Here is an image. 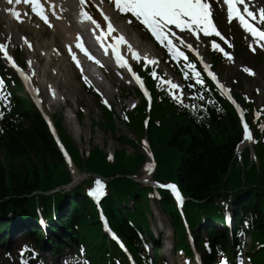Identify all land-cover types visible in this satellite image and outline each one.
<instances>
[{"label":"trees","instance_id":"1","mask_svg":"<svg viewBox=\"0 0 264 264\" xmlns=\"http://www.w3.org/2000/svg\"><path fill=\"white\" fill-rule=\"evenodd\" d=\"M186 90L193 95L188 107L171 105L170 101H165L164 92H154L147 130L142 124L146 118L144 103L133 113L126 114L128 126L138 137L146 134L156 162L154 178L159 182H176L188 197L194 200L206 197L211 203L215 200L223 202L226 189L243 184L257 187V194L244 197L237 207L242 209L246 205L250 231L258 242L264 244V145L258 133L253 135L257 165L249 163V152L245 151L243 168H240L235 154L242 140V129L233 109L205 82L203 86L186 82ZM200 95L203 100L197 98ZM192 105H196L195 110ZM65 146L82 170L114 178L109 185L112 192L122 194L126 189L136 188L126 177L134 176L144 163L145 159L138 151L132 155L117 151L113 160L107 161V156L97 148L81 158L70 141L65 140ZM59 171L60 175L57 174ZM69 180L59 151L37 118L15 109L8 118L0 121V211H3L4 199L16 197L21 199V207L24 204L39 206L43 213L50 215V198L25 196L33 191L51 190ZM76 205V208H68L62 213L57 221L68 230L78 229V224L87 228L92 221L89 205ZM21 207H16L17 212L22 210ZM106 212L114 222V212ZM172 212L168 207V214L172 215ZM119 222L133 237L128 222L125 219ZM6 227L8 223L0 221V230Z\"/></svg>","mask_w":264,"mask_h":264},{"label":"rangeland","instance_id":"2","mask_svg":"<svg viewBox=\"0 0 264 264\" xmlns=\"http://www.w3.org/2000/svg\"><path fill=\"white\" fill-rule=\"evenodd\" d=\"M118 23L119 31L121 33H127L130 37L129 40L125 39L127 43H121L128 52V46L132 45L133 48L138 47L141 50L142 55H150L151 57L156 56V58L158 57V53L153 51L150 46L143 40V38H138L136 34H134V30L132 27L127 26L120 20H118ZM220 26L222 32L225 34V39L223 41L215 43L218 44L219 48H222L224 52L229 53L231 59L224 55L221 59V64L218 66L215 72L219 76L220 81L224 82L226 87L230 89L232 96H234L235 94H240L245 103L252 102L254 104V118L260 124H264V97L261 96V90L264 89V58L259 59L256 57V55H253L252 51L248 49V45L247 43H245L243 37L239 36L237 34L238 32L234 31L233 27H229L226 24H222ZM188 42L192 46L195 45V40L193 38L189 39ZM211 43L213 44V42ZM177 45L181 46L183 49H186V46L181 45L179 42L177 43ZM198 46L204 53V55L208 58L210 52V50L208 49V42H206L205 40H201L198 43ZM130 56H132V54H130ZM181 57L184 58V56ZM228 60H230V62H228ZM78 61L81 62V59L78 58ZM245 68L250 69L252 72H254V74L251 76L250 72L244 71ZM89 70L91 74L96 77L97 81L101 82L102 79L105 80H103V87H105L106 92L108 90L109 94H104L103 100L101 98V102L105 104L104 102L107 101V105L109 107L113 106V111L116 113L113 118L115 122H112V130L100 125L101 117L99 111L93 105L90 97H88L82 91L80 83L75 80L77 76H75L74 78V75L70 76V82L73 84L77 94L81 95V103L76 104L74 100H70V105L75 107L76 111H71L69 109V103H67L66 106L61 104V108L59 111L51 113L53 116V121L55 122L56 119H59L61 121L67 138L69 139V141L75 144L76 148L82 153H87L95 147L103 152V154H107L109 156H112L117 151H124L126 154H133L138 151L141 154L139 148L136 146L137 143L135 142V137L131 133H129L123 125L121 121L122 116L117 106L118 104H121L128 109L131 108V106L135 104L134 98L132 96V91L128 90V88L123 83H120V87L116 89L117 85L111 84V82L100 76L99 73L92 70V68H89ZM154 70L159 75L162 82L171 81L178 86L176 89L171 90L172 92L182 94L179 84L172 76H170L168 72L162 69V66ZM121 94L125 95V97L123 98ZM245 103L239 102V105L243 109H245ZM66 119L70 120L74 129L80 131V134L75 135L71 131H68L66 126L67 123L65 122ZM126 136L128 139H131L133 141V144H123L128 140ZM142 151L144 153H147L145 144L142 147ZM71 166H68V169L70 173H72L73 182L70 186H66L61 191L71 190L75 186H80L82 184V181L85 182L87 178L89 179L88 176L81 174L77 169H75V167ZM57 174L60 175V171L57 172ZM151 205L152 208L155 207L157 209L156 210L154 208V219L156 220V222H158V225L160 224L164 226L165 222L163 221V216L159 208L152 202ZM156 214L160 215V220L158 217H156ZM152 224H154V222ZM23 235L24 234L18 236V240L20 241L21 246L17 248L16 251H13L10 257L5 258L4 254L6 251H0V264H19L17 258L19 256L20 250L24 248V246L28 243L27 236ZM248 244L249 241L244 239V251L247 250ZM72 248L73 247L71 246L70 249ZM242 257L243 254L240 258L242 259ZM242 264L247 263L245 261H242Z\"/></svg>","mask_w":264,"mask_h":264},{"label":"snow or ice","instance_id":"3","mask_svg":"<svg viewBox=\"0 0 264 264\" xmlns=\"http://www.w3.org/2000/svg\"><path fill=\"white\" fill-rule=\"evenodd\" d=\"M22 0H8L9 4L13 3H21ZM25 3H31L33 5L32 12L36 13L42 19L45 23L50 25V22L48 20L47 15H45L43 7H38L39 0H23ZM216 3H221L222 5H227V18L229 22H232L233 19H238L240 25L251 34L253 38L257 42L264 41V30H261V28L257 27L255 24L250 23L248 19L245 18V14L247 17L251 18L252 20L257 19L256 13L250 9V7L247 4V0H215ZM81 3H84V0H81ZM115 8L121 13V14H130L131 17H134L136 21L141 23L145 26L146 30H148L151 35L155 38L157 42H159L162 46H165L169 52L174 58L182 56L183 53L179 52L174 44L173 40L170 39V36H174L175 33L172 32L170 26H175L176 29H179L181 32H184L187 30L189 34H197L199 32H203L204 35H215V36H221V32L218 30L216 23L214 22V12L212 11L214 5L213 0H114ZM240 5H244L243 11L240 10ZM9 12L17 19L20 20L21 14L18 11H14L11 8L9 9ZM86 13H82V16H86ZM88 19H92L90 16H88ZM105 21H108L107 23V32L110 34L112 31H114L113 25L111 24L109 18L107 16H104ZM259 19L264 22V8L259 9ZM94 24H96L95 20H92ZM128 23H132V20L129 19ZM97 27H101V25L97 24ZM101 35H104L102 32ZM79 40V36L77 37ZM101 37L98 36L97 40H100ZM115 43L112 44V52L113 55L116 57V62L121 67H124L127 65V61L124 60V58L121 56L118 47L121 43H127L123 36L114 38ZM31 46V45H29ZM187 47H192L190 44H186ZM213 49H219L220 51H224L222 48H219V45L216 44L213 41ZM261 47H264V44H260ZM77 48H79L86 56H88L89 59H94V57L91 56V54L88 52V50L83 46L82 43H77ZM250 47H252L250 45ZM128 50L132 51L133 57L135 59H140L139 56L131 49V46H128ZM253 51H255V48H252ZM0 51H3L4 57L12 63L13 67L17 68V71L20 72L21 76L28 80L29 77L24 74V71L20 69L16 62L13 60L12 56L9 55L7 51V46L4 44H0ZM69 51H71V48H69ZM107 52V49H105ZM224 55L229 57L231 59L229 53L224 52ZM73 60H76V56L73 55ZM77 65L79 66V61L77 60ZM98 62V61H97ZM148 63L155 64L157 63L156 60H148ZM189 68H193L194 66L188 65ZM209 65H205V69H209ZM129 70H131L129 68ZM244 71L250 72L251 74H254L251 72L250 69L245 68ZM134 78L136 79L137 83L140 84L141 88L144 90L145 95H148V91L145 88L144 82L141 80V78L135 73H132ZM153 78H157V73L153 71L151 73ZM193 75L196 77L197 83L203 85L204 81L201 79L200 74L198 72L193 71ZM208 75L211 77L213 81L216 82L217 86L220 88L221 92L224 93L229 100L232 99L230 95V89L226 88L223 84H221L217 78V75L211 71H208ZM185 76H187V73H185ZM86 80V78H85ZM162 83L168 84L169 92L171 93V90L176 89L178 86L171 81H163ZM3 86V81L0 80V88ZM157 87H161V84H158ZM191 87V86H190ZM10 95V94H8ZM173 99L177 100V102H180L182 104V99L180 96H176L174 93H172ZM200 100H203V95H200L197 97ZM0 101H5L6 103H10L7 101V96L0 94ZM209 103H214V101L209 100ZM234 102V101H233ZM107 103V101H105ZM185 107H188V105H183ZM193 110H195L196 105L191 106ZM237 108L239 109V105H237ZM242 115V113H241ZM3 116V113L0 112V117ZM127 118V117H125ZM242 124L244 128V140L248 141L252 139L251 130L249 128V125L247 122L243 121ZM261 131H264V124L260 125ZM67 156V153H65ZM112 157L109 156V159ZM68 163L71 164V160H68ZM152 164H148L146 166V170L152 169ZM95 189L90 190V195L93 196H102L104 195V185L103 182L99 179L95 181ZM159 187L169 188L172 190V192L175 194L178 201L182 202V197L179 193V190L176 185L174 184H166V185H158ZM26 252H29V249L27 246H25L21 250V264H27L26 261H24L23 257ZM221 264H227L226 261H222Z\"/></svg>","mask_w":264,"mask_h":264},{"label":"bare ground","instance_id":"4","mask_svg":"<svg viewBox=\"0 0 264 264\" xmlns=\"http://www.w3.org/2000/svg\"><path fill=\"white\" fill-rule=\"evenodd\" d=\"M47 1L49 4L45 6L44 13L47 15L51 26L42 19H38L35 15H32L24 6L23 2L19 4H9L8 0H0V26L5 42L9 46H19L25 51V54H31L32 58H30V60L33 62L34 66L29 67L26 72L32 76V86L34 85L39 105H41L45 113L50 114L51 112L59 111L61 104L66 105L70 100H74L76 104L81 103V95L77 94L73 84L70 82V76H75L76 72H80L71 55V53L77 54L79 52V49L76 47L78 40L77 35L71 28L73 25L68 23L69 26L60 10L54 7V4H51L55 1ZM59 4L64 3L59 2ZM10 8L21 14L20 20H17L9 12ZM9 28H11L10 31ZM80 36L85 41L89 40L86 30H82ZM69 48H71V51H69ZM95 54L96 57L93 56L94 59L86 58L83 64L82 62L79 63V68L83 71L86 67L91 68L92 66V70H96L101 75L104 74L103 70L108 73L109 70L107 68L105 69L103 65L104 59L98 56L97 53ZM157 64L159 65V63ZM152 65H156V63ZM85 78L87 82L91 83V86L97 93L101 95L105 93L106 95L109 94L108 90L106 92V90L99 85L97 79H93L91 72L87 71V74L84 76V79ZM263 90H261L262 97H264ZM68 106L71 111H76V108L71 106L70 103ZM26 113L30 112L26 111ZM66 123L69 132L71 131L75 135L80 134V131L74 129L70 120L66 119ZM247 143L248 141H245L240 146V149ZM146 176L148 177L149 174L147 173ZM76 201H79V198H74L71 203ZM10 238H15V244L20 245V243L17 242L16 235L14 236V234H12ZM55 242L56 241H54V243ZM166 243L168 245L169 241H166ZM10 245L11 243H0L2 247H9ZM163 247L164 246L161 245L160 249ZM47 248L50 247L47 246L46 249ZM54 248L55 245H51L48 251L54 253ZM68 248L69 245H66L65 249L67 251ZM167 248L169 249V247ZM11 251H14L12 247ZM56 261H58L57 258H55V264Z\"/></svg>","mask_w":264,"mask_h":264},{"label":"water","instance_id":"5","mask_svg":"<svg viewBox=\"0 0 264 264\" xmlns=\"http://www.w3.org/2000/svg\"><path fill=\"white\" fill-rule=\"evenodd\" d=\"M9 198V197H8Z\"/></svg>","mask_w":264,"mask_h":264}]
</instances>
